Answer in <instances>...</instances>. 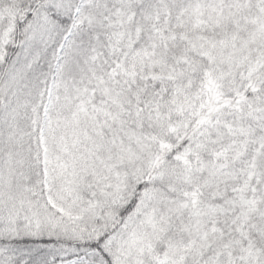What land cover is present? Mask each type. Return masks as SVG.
Here are the masks:
<instances>
[{"label": "snow or ice", "instance_id": "obj_1", "mask_svg": "<svg viewBox=\"0 0 264 264\" xmlns=\"http://www.w3.org/2000/svg\"><path fill=\"white\" fill-rule=\"evenodd\" d=\"M0 264H264V0H0Z\"/></svg>", "mask_w": 264, "mask_h": 264}]
</instances>
